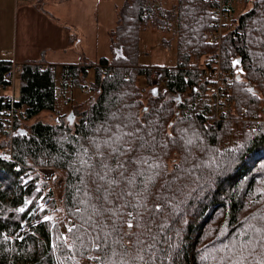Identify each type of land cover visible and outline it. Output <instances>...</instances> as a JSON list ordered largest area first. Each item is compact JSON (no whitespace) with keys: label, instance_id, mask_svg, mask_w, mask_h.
I'll use <instances>...</instances> for the list:
<instances>
[{"label":"trees","instance_id":"1","mask_svg":"<svg viewBox=\"0 0 264 264\" xmlns=\"http://www.w3.org/2000/svg\"><path fill=\"white\" fill-rule=\"evenodd\" d=\"M216 4L175 0L158 18L152 1L125 0L111 60L63 64L59 82L55 64L21 63L13 158L0 157V264H264V123L223 119L264 112V0H251L224 34L222 66L233 76L219 119L199 73L216 52L207 40ZM156 21L174 29L177 60L154 67L166 80L152 85L153 65L139 62L140 31ZM92 66L89 100L72 108L71 121L60 114L22 126L55 111ZM11 67L0 58V87L10 85ZM6 99L0 93V111ZM5 134L0 121V151ZM37 166L63 173L59 219Z\"/></svg>","mask_w":264,"mask_h":264},{"label":"rangeland","instance_id":"2","mask_svg":"<svg viewBox=\"0 0 264 264\" xmlns=\"http://www.w3.org/2000/svg\"><path fill=\"white\" fill-rule=\"evenodd\" d=\"M124 1L66 0L65 3H61L57 0H0V58L10 59L12 66L21 65L27 59L52 60L56 65L58 82L61 79L63 64L95 63L102 57L111 60L115 55L111 47V34L116 26L118 10ZM150 1L156 7V17L159 14L158 9L169 10L175 3V0ZM250 4L251 0L232 1L231 5L235 9L231 10L232 16L235 17ZM160 20H164L163 17ZM140 47L139 62L153 65V69L156 66L173 65L177 60L174 29H167L160 21L149 23L140 31ZM93 77L92 66L82 80V86H73L72 93H67L71 96L69 100L64 99L65 94L58 97L55 111H42L29 120L22 121V126L36 120L53 123L60 114L69 120L68 115L72 108L87 104L89 100L87 88ZM17 78L16 75L14 80ZM150 80L153 85V80ZM138 82L142 86H147L144 77L139 78ZM13 84L14 81L10 86ZM240 116L241 114L223 119L235 126V123L240 121ZM260 116L264 118V112L261 111ZM4 138L9 145L10 136L5 134ZM37 169L44 179L50 181L57 199L51 216L59 219L64 216L63 173L50 166H37ZM70 222L74 224L71 219L68 220V224Z\"/></svg>","mask_w":264,"mask_h":264},{"label":"built area","instance_id":"3","mask_svg":"<svg viewBox=\"0 0 264 264\" xmlns=\"http://www.w3.org/2000/svg\"><path fill=\"white\" fill-rule=\"evenodd\" d=\"M232 1L234 0H217V4L212 9V28L207 32V40L215 46L216 52L211 56L210 61L199 70L200 76L208 82V90L213 97L212 105L214 106L217 119H219V114L224 108L222 102L226 95L229 94L233 76L231 69L222 66L221 60V47L224 34L235 27L234 16H232L230 9ZM21 71L20 65L12 66L5 72L4 79L9 81L11 85L15 81L16 75L18 76ZM151 79L153 80V84H160L166 80V77H161L160 71L154 68L151 73ZM0 89H3V87L1 86ZM87 92H90L89 88H87ZM60 93L61 91L58 92V94ZM15 101L16 99L13 95L7 96V104L0 111V121L4 122L5 129L8 131L10 137L14 134L15 118L20 111V108L15 105ZM239 119L246 123L247 127H256L264 123V118L260 114L257 112L251 113L246 109L241 112ZM0 157L13 158L10 143L0 151ZM69 224L73 225L72 222Z\"/></svg>","mask_w":264,"mask_h":264},{"label":"crops","instance_id":"4","mask_svg":"<svg viewBox=\"0 0 264 264\" xmlns=\"http://www.w3.org/2000/svg\"><path fill=\"white\" fill-rule=\"evenodd\" d=\"M58 2H61V3H65L66 0H57ZM27 60H34V59H27ZM37 61V60H35ZM41 62H44V63H50V64H55L54 61L52 60H44V61H41ZM67 64H71V63H67ZM20 65V64H19ZM18 85H19V82H18V78L14 81V84L10 87H6V88H3V89H0V93H3V94H12V95H15L17 96L18 94ZM72 87L73 86H68L67 89L65 90V96H64V99L67 101L69 100L71 97L70 95H67V93H72ZM68 97V98H67Z\"/></svg>","mask_w":264,"mask_h":264},{"label":"water","instance_id":"5","mask_svg":"<svg viewBox=\"0 0 264 264\" xmlns=\"http://www.w3.org/2000/svg\"><path fill=\"white\" fill-rule=\"evenodd\" d=\"M117 50L120 52V47H118ZM119 52H118V53H119ZM237 62H238V63H237ZM233 65H234V66L238 65V68L235 70L236 72H240V71H241V66H240V65H241V61H240V58H236V59H234V60H233ZM237 76H239V73L237 74ZM250 88H251V90L254 89L253 86H251ZM155 89L157 90V87H155ZM72 118H73V112L71 111L70 114L68 115V119L71 121ZM23 131H24V130H23Z\"/></svg>","mask_w":264,"mask_h":264},{"label":"snow or ice","instance_id":"6","mask_svg":"<svg viewBox=\"0 0 264 264\" xmlns=\"http://www.w3.org/2000/svg\"><path fill=\"white\" fill-rule=\"evenodd\" d=\"M238 63V62H237ZM155 91V90H154ZM139 147H143V144H141ZM134 149H127L126 151H133ZM137 161H136V159H134V158H131L129 161H128V163H136ZM103 167H107L106 165H102ZM121 167H123V165H121ZM101 179H103V177H101ZM110 183H115V181H111ZM131 193H129V195H130ZM21 211H23V209H21ZM129 215H131V213H129ZM128 228H132L133 227V224L131 223V222H129L128 223Z\"/></svg>","mask_w":264,"mask_h":264}]
</instances>
